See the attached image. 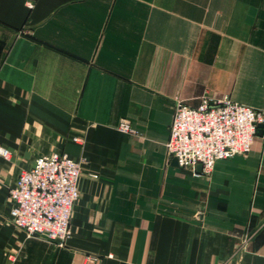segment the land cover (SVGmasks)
Masks as SVG:
<instances>
[{"label":"crops","instance_id":"0c3cea01","mask_svg":"<svg viewBox=\"0 0 264 264\" xmlns=\"http://www.w3.org/2000/svg\"><path fill=\"white\" fill-rule=\"evenodd\" d=\"M203 97L264 112V0H0V264H264V125L209 175L166 158ZM51 153L84 165L64 248L8 219Z\"/></svg>","mask_w":264,"mask_h":264},{"label":"built area","instance_id":"2783aa9c","mask_svg":"<svg viewBox=\"0 0 264 264\" xmlns=\"http://www.w3.org/2000/svg\"><path fill=\"white\" fill-rule=\"evenodd\" d=\"M36 0H25L32 9ZM264 125V112L229 98L211 101L201 98L197 106L176 101L165 144L167 160L194 176L209 175L217 161L246 155ZM117 129L126 134L134 129L121 120ZM0 155L8 151L0 148ZM197 166H201L198 172ZM84 165L65 153L35 158L28 170L18 175L8 189L9 222L26 238H40L57 247L67 246L70 220L79 198L78 180Z\"/></svg>","mask_w":264,"mask_h":264},{"label":"water","instance_id":"95a60500","mask_svg":"<svg viewBox=\"0 0 264 264\" xmlns=\"http://www.w3.org/2000/svg\"><path fill=\"white\" fill-rule=\"evenodd\" d=\"M259 126H263V125H259ZM173 161L176 162V160H173ZM197 170L200 172L201 171V166H197Z\"/></svg>","mask_w":264,"mask_h":264},{"label":"rangeland","instance_id":"374dc122","mask_svg":"<svg viewBox=\"0 0 264 264\" xmlns=\"http://www.w3.org/2000/svg\"><path fill=\"white\" fill-rule=\"evenodd\" d=\"M243 251H246V249H243Z\"/></svg>","mask_w":264,"mask_h":264}]
</instances>
